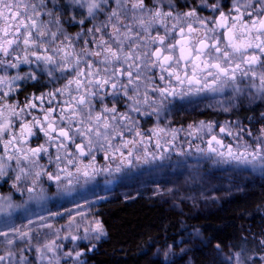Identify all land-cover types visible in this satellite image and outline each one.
I'll use <instances>...</instances> for the list:
<instances>
[{"label": "snow or ice", "instance_id": "obj_1", "mask_svg": "<svg viewBox=\"0 0 264 264\" xmlns=\"http://www.w3.org/2000/svg\"><path fill=\"white\" fill-rule=\"evenodd\" d=\"M207 9L212 15H201ZM224 9L221 0L181 7L177 0H0V180L10 181L14 192L27 193L25 204H43L49 196L42 177L54 183L57 195L71 196L77 186L101 174L120 173L134 161H164L169 149L180 157L195 155L198 161L264 173V125L254 133L239 120L219 127L200 121L187 130L154 127L145 133L133 118L137 113L159 118L175 101L226 89H231L234 106L245 97L264 103V0H229ZM72 23L81 31L69 33L65 24ZM22 66H27L23 74ZM45 77L49 91L23 102L9 100L22 83L41 84ZM182 131L206 147L197 145L194 153L191 146L178 150L175 141ZM37 133L44 143L32 146ZM153 143L155 152L149 151ZM97 153H103V164ZM42 157L51 171L40 163ZM164 192L173 189H156L157 195ZM86 205L92 202L75 203L74 215L66 210L68 223L55 228L49 221L63 213L24 216L26 222L17 223L21 217L14 218V212L21 205L0 194L5 217L0 221V264H68L66 258L84 264V251H65L62 242L99 241L107 235L90 207L81 210ZM253 240L256 252L237 245L224 264H264V239ZM95 247L92 243L88 251ZM215 248L223 255L219 244ZM164 255L176 253L169 245Z\"/></svg>", "mask_w": 264, "mask_h": 264}, {"label": "rangeland", "instance_id": "obj_2", "mask_svg": "<svg viewBox=\"0 0 264 264\" xmlns=\"http://www.w3.org/2000/svg\"><path fill=\"white\" fill-rule=\"evenodd\" d=\"M147 2V0H146ZM186 2L195 5L196 0H177V6L181 7ZM214 0H209V3ZM81 17H77L79 19ZM11 175V172L9 173ZM5 179H8L5 177ZM264 182V173L259 170H252L236 165L214 164L209 160L189 156L183 162H173L162 166H157L151 174L140 176V178H133L125 182L117 180L112 177H107L104 180H92L82 187H77L76 192L71 196L57 195L56 189L46 191L49 199L43 204H37L35 201H28V194L14 192L11 188V182L4 183L0 180V194L11 195L13 203L21 205L14 212L15 217H21L17 223L26 222L23 220L24 216L34 217L36 214L44 215L48 211L61 212L64 215L55 217L49 222L55 228H60L71 219V216L66 211L72 209V214H75V203L83 204L85 200L91 201L92 205H86L83 211L89 210L97 215V206L109 198H123L125 201H130L146 195L154 199L159 204H166L172 208L182 211L185 215L208 214L218 210L221 206L228 203V201L240 194H245L250 191L252 187L260 186ZM161 190L171 188L173 192H164L162 195L156 194V189ZM97 196L106 197L103 200H97ZM25 208L28 212H25ZM99 218V217H98ZM5 217L0 215V221ZM79 219V218H77ZM47 231V230H45ZM107 233V231H106ZM190 230L186 236L180 238L176 243L165 244V246L156 247L153 257L159 258L164 262H177L181 258L186 259V264H196L194 259L195 253L200 249H205L204 236L199 231ZM62 235L67 233L62 231ZM73 234H76L75 232ZM106 237V236H104ZM102 237L100 240H102ZM76 241L75 244L71 240L63 241L65 251L68 250H82L84 256L80 259L86 264V256L89 252L94 251L101 241ZM92 243L96 244L95 249L88 251ZM206 243V242H205ZM172 246L176 255L165 258L164 253L168 246ZM185 249L182 252L181 249ZM232 250H223V255L217 253L220 259L230 255ZM257 248L251 250V254L256 252ZM68 264H72L71 258H66ZM61 264H64L62 261Z\"/></svg>", "mask_w": 264, "mask_h": 264}, {"label": "trees", "instance_id": "obj_3", "mask_svg": "<svg viewBox=\"0 0 264 264\" xmlns=\"http://www.w3.org/2000/svg\"><path fill=\"white\" fill-rule=\"evenodd\" d=\"M97 208L107 235L86 256V264H186L185 258L164 262L153 253L156 247L176 243L190 230L204 236L205 249L195 253L196 264H224L217 255V244L223 250H238L236 246L242 245L251 251L256 248L253 237L264 239V182L208 214L185 215L146 195L130 201L109 198Z\"/></svg>", "mask_w": 264, "mask_h": 264}, {"label": "flooded vegetation", "instance_id": "obj_4", "mask_svg": "<svg viewBox=\"0 0 264 264\" xmlns=\"http://www.w3.org/2000/svg\"><path fill=\"white\" fill-rule=\"evenodd\" d=\"M221 3L225 6V11H227V7L229 6V0H221ZM201 15L211 16V10H203ZM99 19H103V16L99 17ZM95 23V21H93ZM86 26L90 27L86 21ZM65 27L71 34H75L76 32L81 31V26L75 23L65 24ZM27 70V66L21 67V74ZM14 74V72L12 73ZM159 83V81H157ZM48 85V80L45 77L41 84H36L34 81H28L26 83H22L20 86V90L14 95V97H10L9 100H19L23 102L25 97L35 93L39 95L41 92H47L50 90L51 85ZM59 86V85H57ZM232 92L231 89H226L224 93H204L200 96L190 97L185 101H175L172 104L168 105V108L164 110L157 118L156 115L151 116H141L139 113L134 115V119H137L140 124L141 131L147 133L148 129L154 127H162L166 129L172 128H183L185 130L188 129L189 125H197L200 121H204L205 123L212 122L216 124L218 127L225 124L226 121H241L244 126L252 127L253 132L255 133L256 128L264 125V121L257 123V120L260 117L261 113H264V103H261L258 99L249 100L247 97L244 98L243 103H240L238 106H234L231 103ZM111 99V98H109ZM111 106V104H109ZM117 106L120 107V102L117 101ZM47 107V105H45ZM99 108V105L97 106ZM154 107V106H153ZM228 107L231 110L228 112L223 111V108ZM121 111H125L126 109L121 108ZM143 111H151L149 108L143 109ZM32 115L39 116L40 113L38 111H33ZM246 117L251 118L253 120V124H249L248 119ZM218 127L215 131H218ZM37 138H33L31 141L32 146H36L37 144L44 143V137L42 134L37 133ZM208 139V136H204V140ZM225 143H230L231 140L227 137H224ZM247 139V137H245ZM164 143V140L161 141ZM176 147L178 150H189V146H191V150L194 153V149L197 145L200 147H206V144L202 142V140L193 138L191 136L186 135V132L182 131L178 134V138L175 141ZM149 151L155 152V146H150ZM195 155L191 156L194 157ZM180 157L176 152H173L169 149L168 159L164 161L157 160L151 163H138L133 162V165L130 167H126L120 173H112V174H101L95 177L94 180L101 179L104 180L107 177H112L117 180L125 182L126 180L133 178H140V176H146L151 174V172L158 166L166 165L169 163L175 162H183L186 158ZM196 157V156H195ZM97 162L99 164H103V153H97ZM40 163L48 167L51 171L52 168L47 164L46 158L42 157ZM41 186L45 189V191H52L55 188L54 183L51 181H47L46 177L41 178ZM81 187V186H77Z\"/></svg>", "mask_w": 264, "mask_h": 264}]
</instances>
